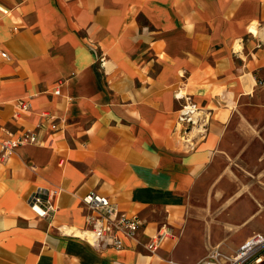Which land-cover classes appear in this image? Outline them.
I'll list each match as a JSON object with an SVG mask.
<instances>
[{
	"label": "crops",
	"instance_id": "0c3cea01",
	"mask_svg": "<svg viewBox=\"0 0 264 264\" xmlns=\"http://www.w3.org/2000/svg\"><path fill=\"white\" fill-rule=\"evenodd\" d=\"M26 132L37 144L0 158V264L233 254L264 236V0H0V142ZM53 189L43 218L28 198ZM90 195L138 216L137 239L73 238Z\"/></svg>",
	"mask_w": 264,
	"mask_h": 264
},
{
	"label": "built area",
	"instance_id": "2783aa9c",
	"mask_svg": "<svg viewBox=\"0 0 264 264\" xmlns=\"http://www.w3.org/2000/svg\"><path fill=\"white\" fill-rule=\"evenodd\" d=\"M58 94L59 91L55 89L54 95ZM17 109L21 113L28 112L30 105L26 101H18ZM180 112L181 123L191 129L198 125L200 116L194 105H185ZM50 128L56 131L57 125L51 124ZM36 144L37 136L30 132L22 133L17 138L3 140L0 142V158L7 161L18 148ZM60 193V189H53L45 194L34 193L28 198L27 204L33 209H39V216L52 219L56 213L55 201ZM83 204L85 226L70 233L73 238L101 250H121L126 241L137 239L142 226L138 216L121 212L107 202L96 201L93 195L83 201ZM167 235V230L157 233L156 236L149 238L144 248L149 253L155 252ZM199 264H264V236L253 235L231 255H225L217 248H213Z\"/></svg>",
	"mask_w": 264,
	"mask_h": 264
},
{
	"label": "rangeland",
	"instance_id": "374dc122",
	"mask_svg": "<svg viewBox=\"0 0 264 264\" xmlns=\"http://www.w3.org/2000/svg\"><path fill=\"white\" fill-rule=\"evenodd\" d=\"M250 119H251V122H255V117H254V116L251 117ZM254 134L256 135V133H254ZM239 162H240V161H239ZM223 165H224V163H222V162L219 164V170H221V169L223 168ZM241 166H242V168H243L242 170H245V169L247 168V167L245 166V164H242V163H241ZM233 167H234V170H236L237 172L240 171V168L238 167V165H237V166H236V165H233Z\"/></svg>",
	"mask_w": 264,
	"mask_h": 264
}]
</instances>
